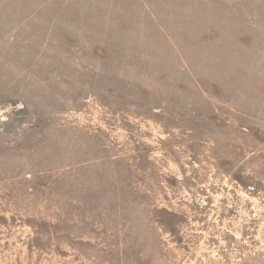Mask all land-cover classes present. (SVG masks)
Returning <instances> with one entry per match:
<instances>
[{"label": "rangeland", "instance_id": "rangeland-1", "mask_svg": "<svg viewBox=\"0 0 264 264\" xmlns=\"http://www.w3.org/2000/svg\"><path fill=\"white\" fill-rule=\"evenodd\" d=\"M0 264H264V0H0Z\"/></svg>", "mask_w": 264, "mask_h": 264}]
</instances>
